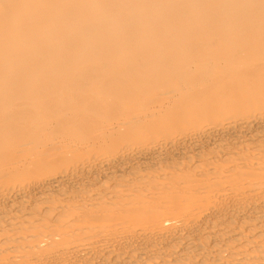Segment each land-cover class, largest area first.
<instances>
[{
  "label": "bare ground",
  "instance_id": "1",
  "mask_svg": "<svg viewBox=\"0 0 264 264\" xmlns=\"http://www.w3.org/2000/svg\"><path fill=\"white\" fill-rule=\"evenodd\" d=\"M0 264H264V0H0Z\"/></svg>",
  "mask_w": 264,
  "mask_h": 264
}]
</instances>
